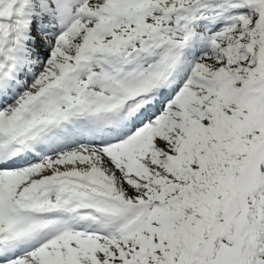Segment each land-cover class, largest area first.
Segmentation results:
<instances>
[{
	"label": "snow or ice",
	"instance_id": "obj_1",
	"mask_svg": "<svg viewBox=\"0 0 264 264\" xmlns=\"http://www.w3.org/2000/svg\"><path fill=\"white\" fill-rule=\"evenodd\" d=\"M0 264H264V0H0Z\"/></svg>",
	"mask_w": 264,
	"mask_h": 264
}]
</instances>
